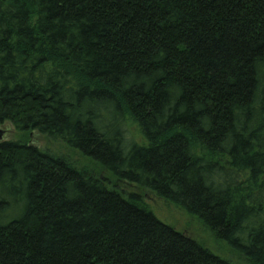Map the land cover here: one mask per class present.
Segmentation results:
<instances>
[{"label":"trees","instance_id":"16d2710c","mask_svg":"<svg viewBox=\"0 0 264 264\" xmlns=\"http://www.w3.org/2000/svg\"><path fill=\"white\" fill-rule=\"evenodd\" d=\"M5 122L0 264H264V0H0Z\"/></svg>","mask_w":264,"mask_h":264},{"label":"rangeland","instance_id":"374dc122","mask_svg":"<svg viewBox=\"0 0 264 264\" xmlns=\"http://www.w3.org/2000/svg\"><path fill=\"white\" fill-rule=\"evenodd\" d=\"M131 136L136 134V129L132 127L130 129ZM0 133L2 140L9 139H18L20 137L19 132L14 129V127L9 123L5 122L0 125ZM132 136V137H133ZM135 137L139 140L140 136L135 135ZM31 144L40 149H45L47 147L50 148L51 151H56L58 148L63 149L59 143L49 142L46 137L42 134H39L36 131H32ZM64 150V149H63ZM73 159H79V155L74 154L72 156ZM118 187L122 188L125 191H135L138 193H142L145 196V201L148 203L150 210L152 213L162 222L174 227L176 230L185 233L194 237L201 244L209 248L216 255L231 260L234 263H238L239 260L236 257V254L228 247L226 242L222 240H217L213 237V235L209 232V230L196 219L195 216L189 214L186 209L183 208L177 202L164 200L156 197L154 193L150 192L147 189L140 188L133 183L127 182H119ZM21 206L15 208L14 214H17Z\"/></svg>","mask_w":264,"mask_h":264},{"label":"water","instance_id":"95a60500","mask_svg":"<svg viewBox=\"0 0 264 264\" xmlns=\"http://www.w3.org/2000/svg\"><path fill=\"white\" fill-rule=\"evenodd\" d=\"M31 134H32V132L30 133V137H31ZM28 144H31V140H29Z\"/></svg>","mask_w":264,"mask_h":264},{"label":"flooded vegetation","instance_id":"af4514ba","mask_svg":"<svg viewBox=\"0 0 264 264\" xmlns=\"http://www.w3.org/2000/svg\"><path fill=\"white\" fill-rule=\"evenodd\" d=\"M2 137L1 133H0V138Z\"/></svg>","mask_w":264,"mask_h":264}]
</instances>
